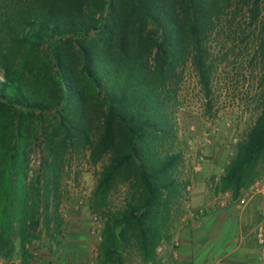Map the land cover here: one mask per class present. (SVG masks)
Wrapping results in <instances>:
<instances>
[{
    "label": "trees",
    "instance_id": "trees-1",
    "mask_svg": "<svg viewBox=\"0 0 264 264\" xmlns=\"http://www.w3.org/2000/svg\"><path fill=\"white\" fill-rule=\"evenodd\" d=\"M234 1L0 0V258L6 264L35 263L41 239L49 251L59 246L65 158L80 147L92 165L105 160L88 202L102 219L98 264H123L132 254L141 264L158 262L186 185L174 174L181 154H161L158 143L171 132L168 86L189 65L211 97L209 38ZM249 5L259 24L264 84V0ZM41 140L45 155L32 174L30 156ZM263 173L264 99L213 192L229 191L236 200Z\"/></svg>",
    "mask_w": 264,
    "mask_h": 264
},
{
    "label": "rangeland",
    "instance_id": "rangeland-1",
    "mask_svg": "<svg viewBox=\"0 0 264 264\" xmlns=\"http://www.w3.org/2000/svg\"><path fill=\"white\" fill-rule=\"evenodd\" d=\"M250 8L249 0H235L232 7L219 18L210 35L208 46L213 62L210 98L206 99L204 96L196 74L189 65L179 69L178 83L168 86L173 95L169 103L173 110L169 117L171 132L158 143L161 154L170 150L172 153H180L182 158L174 174L186 185L183 206L175 220L181 218L186 208H193L189 203L193 196L202 197L207 202L195 209L207 211L213 209L212 205L217 207L215 198L220 192L215 194L213 190L219 175L234 155L237 146L245 139L263 105V58L259 49V24L252 19ZM42 147L41 140L31 153L32 174L40 167L42 153L45 155ZM65 159L59 206L62 229L68 224V214L83 213L89 225L87 235L93 239L92 247H95L91 254L97 255L96 235L90 231L94 227L100 235L102 219L88 208V202L105 160L92 165L89 153L83 147L69 150ZM121 193L119 196L115 195L114 199L119 200ZM79 200L83 201V205L76 210L75 204ZM94 215L98 217L95 224ZM258 221L254 224V229ZM62 238H58L60 242ZM36 245L38 260L45 264L42 255L48 252L49 243L44 238ZM253 255L260 258L259 264L264 262L256 241ZM136 259L133 254L126 256L123 264H131Z\"/></svg>",
    "mask_w": 264,
    "mask_h": 264
},
{
    "label": "crops",
    "instance_id": "crops-1",
    "mask_svg": "<svg viewBox=\"0 0 264 264\" xmlns=\"http://www.w3.org/2000/svg\"><path fill=\"white\" fill-rule=\"evenodd\" d=\"M189 203L193 208L207 204L199 196L191 197ZM211 208L200 218L186 222L174 220L173 236L181 243L178 258L168 260L170 243L165 242L157 250V264L163 259L168 260L167 264H259L260 258L253 255L256 241L254 224L263 208V200H250L243 208H237L233 202L223 209L213 205ZM66 219L68 224L62 232L60 245L45 252L43 262L98 264L97 255L91 254L95 247H92L93 239L87 235L89 225L86 217L83 213H70ZM131 264L141 263L136 259Z\"/></svg>",
    "mask_w": 264,
    "mask_h": 264
},
{
    "label": "built area",
    "instance_id": "built-area-1",
    "mask_svg": "<svg viewBox=\"0 0 264 264\" xmlns=\"http://www.w3.org/2000/svg\"><path fill=\"white\" fill-rule=\"evenodd\" d=\"M233 141L236 142V139H234ZM257 198L263 200V208L259 213V221L255 227V240L259 247L260 256L262 259H264V173L260 176L259 179H257L252 185H250L246 191H243L238 199L233 200L231 192L226 191L220 193L219 196L215 198V200L217 202L216 206L223 209L226 207L228 202H233L235 206H237V208H243L250 202V200L253 199L255 200ZM82 205H83L82 200L77 201L75 204V209L77 210L81 208ZM204 212L205 210L202 208L200 209L186 208V211L181 216L180 220L182 222H186L188 219L191 220V219L200 218L204 215ZM97 221H98V217L94 215L93 216L94 224L97 223ZM90 232L96 235V240L99 243L101 237L100 235L97 234V229L92 227ZM180 247H181L180 240L176 236H173L170 240V250H169L168 260L175 261L178 258ZM168 260L163 259L158 264H167ZM5 263L6 262L2 258H0V264H5ZM33 264H42V263L37 258V261H35V263Z\"/></svg>",
    "mask_w": 264,
    "mask_h": 264
}]
</instances>
